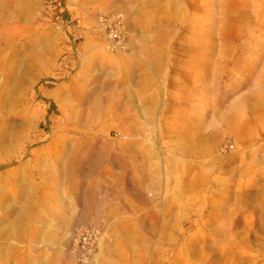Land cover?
<instances>
[{
    "label": "rangeland",
    "instance_id": "rangeland-1",
    "mask_svg": "<svg viewBox=\"0 0 264 264\" xmlns=\"http://www.w3.org/2000/svg\"><path fill=\"white\" fill-rule=\"evenodd\" d=\"M0 264H264V0H0Z\"/></svg>",
    "mask_w": 264,
    "mask_h": 264
},
{
    "label": "crops",
    "instance_id": "crops-1",
    "mask_svg": "<svg viewBox=\"0 0 264 264\" xmlns=\"http://www.w3.org/2000/svg\"><path fill=\"white\" fill-rule=\"evenodd\" d=\"M62 226V225H61ZM35 242V241H34ZM35 243H37V242H35ZM18 242H14V245L13 244H11V247L13 248L14 246L16 247V246H18ZM39 247V244L37 243V245H36V248H38ZM32 248H34V246L33 247H31L30 245H29V249L28 250H26L25 249V252H30V253H32V255H36V254H38V258H41V256H40V254H42V253H40V252H35ZM57 254H60L59 255V257H62V250H60L59 252H57Z\"/></svg>",
    "mask_w": 264,
    "mask_h": 264
},
{
    "label": "built area",
    "instance_id": "built-area-1",
    "mask_svg": "<svg viewBox=\"0 0 264 264\" xmlns=\"http://www.w3.org/2000/svg\"><path fill=\"white\" fill-rule=\"evenodd\" d=\"M114 35H116V34H114ZM77 238H78V241H81L82 243L86 242V236H84L83 233Z\"/></svg>",
    "mask_w": 264,
    "mask_h": 264
}]
</instances>
